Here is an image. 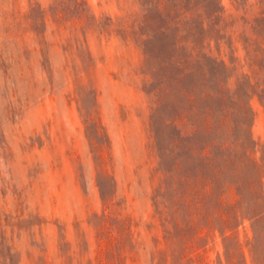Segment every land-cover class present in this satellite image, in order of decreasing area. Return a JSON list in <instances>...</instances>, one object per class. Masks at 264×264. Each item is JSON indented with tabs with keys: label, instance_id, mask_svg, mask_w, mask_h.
Listing matches in <instances>:
<instances>
[{
	"label": "rangeland",
	"instance_id": "rangeland-1",
	"mask_svg": "<svg viewBox=\"0 0 264 264\" xmlns=\"http://www.w3.org/2000/svg\"><path fill=\"white\" fill-rule=\"evenodd\" d=\"M258 1L247 0L255 15ZM235 2L208 10L241 15ZM157 3L0 0V264H158L169 247L144 89L146 49L156 62L165 48L160 36L144 40L164 23ZM84 38L87 65L72 60ZM250 103L260 157L264 104L257 94ZM90 109L104 128H88ZM190 254L225 264L220 234Z\"/></svg>",
	"mask_w": 264,
	"mask_h": 264
},
{
	"label": "trees",
	"instance_id": "trees-1",
	"mask_svg": "<svg viewBox=\"0 0 264 264\" xmlns=\"http://www.w3.org/2000/svg\"><path fill=\"white\" fill-rule=\"evenodd\" d=\"M209 1L158 0L164 23L145 33V42L165 41L156 62L146 49L144 83L158 156L155 210L169 243L158 264H194L192 250L218 234L225 264H247L245 247L254 264H264V154L256 155L250 103L257 94L264 104V0L257 15L247 0H235L241 15L208 10ZM77 41L72 60L86 64V38ZM85 115L88 128H104L99 110Z\"/></svg>",
	"mask_w": 264,
	"mask_h": 264
}]
</instances>
